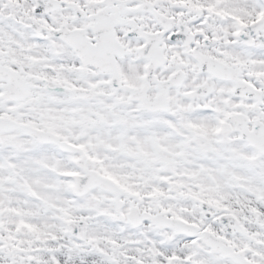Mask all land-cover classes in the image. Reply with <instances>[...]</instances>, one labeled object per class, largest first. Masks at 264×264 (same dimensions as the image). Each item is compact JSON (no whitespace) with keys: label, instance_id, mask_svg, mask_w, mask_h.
<instances>
[{"label":"snow or ice","instance_id":"snow-or-ice-1","mask_svg":"<svg viewBox=\"0 0 264 264\" xmlns=\"http://www.w3.org/2000/svg\"><path fill=\"white\" fill-rule=\"evenodd\" d=\"M0 264H264V0H0Z\"/></svg>","mask_w":264,"mask_h":264}]
</instances>
